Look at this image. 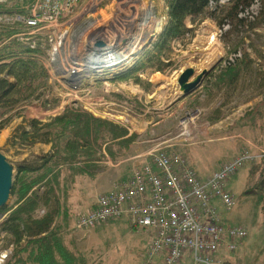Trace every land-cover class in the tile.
I'll return each instance as SVG.
<instances>
[{
    "label": "rangeland",
    "instance_id": "1",
    "mask_svg": "<svg viewBox=\"0 0 264 264\" xmlns=\"http://www.w3.org/2000/svg\"><path fill=\"white\" fill-rule=\"evenodd\" d=\"M94 1L96 0H84L75 12L62 22L63 27L67 29L66 36H69V50L77 51L80 38L89 22L105 17L116 4L115 0H102L100 5L88 12L87 6ZM219 1L216 0L215 5ZM142 3H150L144 9H149L159 24H167V7L164 0H142ZM258 9V1H253L249 7L242 9L239 16L245 18L244 23L238 24L230 32V20L229 24L218 26L211 17L200 22H192L187 18L185 25L191 32L172 42V50L169 53L171 65L162 71H154L152 68L140 71L139 76L145 83L143 85L134 83L132 79L111 80L106 83L98 81L91 88L72 90L66 88L62 82L50 80L47 74L46 84L39 90V93L45 94V98L47 96L46 100L37 97L20 103L8 113V121L4 128L0 129V150L13 165V178L16 163L50 150L49 143L20 141L17 128L23 126L29 130L30 120L47 121L61 114L65 108L110 121H123L129 118V112L135 113L139 115L136 117L135 126L148 124L147 130L142 134L143 138L157 135L156 132L165 128L166 131H172L168 135L169 138L166 137L158 146L159 149L168 153H180L197 175L203 178L211 175L221 162L230 160L247 149L256 157L245 162L226 183L236 200V206L227 210L219 200L215 203L222 224L243 226L248 230V236L234 251L220 247L214 258L229 261L228 264H261L264 258V216L253 183L246 179L251 162L260 153L264 154V58L257 55L259 51L264 56V25L253 30L248 28V22L257 14ZM212 34L216 40L207 47L209 36ZM158 38L159 35L152 46ZM137 45L138 49L142 48V44ZM234 48H237L236 53ZM243 51H247L253 60L252 69L242 75L232 94L225 90L211 98L210 93L216 76L228 62L241 57ZM143 57L144 53L135 64ZM161 59L164 62L169 61L164 56H161ZM204 59L213 60L211 64L218 59L220 61L205 76L199 87L189 94L181 95L176 81L179 73L187 67H192L196 75L202 69L209 68L211 64L203 65ZM135 64L119 73L127 71ZM146 83L150 85L145 86ZM246 112L248 114L245 115ZM186 116L189 118L187 126L184 127L185 124H180V121ZM158 121L159 125L150 127V124ZM83 163H76L80 164L81 171L76 165L74 168L64 165L60 169L59 211L60 217L68 214L64 220V223L67 220L68 224L63 229L66 238L71 239V245L83 251L93 264H142L150 240L154 236L151 228L133 229L123 219L108 220L88 230L75 228L77 214L86 208L83 205L91 199L94 192L101 189L92 186L87 188L82 180V172L88 168L84 167L86 164ZM246 190L248 192L244 193ZM82 193L84 197L77 209L76 200ZM4 216L0 214V223ZM13 248L10 236L0 229V264L8 260ZM189 262L190 255L186 252L181 264Z\"/></svg>",
    "mask_w": 264,
    "mask_h": 264
},
{
    "label": "built area",
    "instance_id": "2",
    "mask_svg": "<svg viewBox=\"0 0 264 264\" xmlns=\"http://www.w3.org/2000/svg\"><path fill=\"white\" fill-rule=\"evenodd\" d=\"M83 1L0 0L12 6L7 12L0 11V25L16 29L3 43L16 40L23 47L37 50L50 80L79 90L91 88L98 81L109 82L134 65L165 26L142 7V0H115L114 8L105 17L89 22L77 51L69 50V36L62 22ZM101 3L102 0L90 3L88 12ZM215 3L210 0L209 8H214ZM141 25V30L135 28ZM137 44L142 48L138 49ZM46 98L44 93L38 97ZM188 118H182L180 124H187ZM159 145L147 151L143 163L134 164L125 181L98 193L93 206L77 214L75 228L88 230L108 220L123 219L133 229L154 231L142 264H180L186 252L190 255L188 264H223L214 254L220 247L234 251L248 236V230L222 224L215 201L219 200L227 210L236 206L227 180L256 156L243 150L203 178L184 156L168 153Z\"/></svg>",
    "mask_w": 264,
    "mask_h": 264
},
{
    "label": "trees",
    "instance_id": "3",
    "mask_svg": "<svg viewBox=\"0 0 264 264\" xmlns=\"http://www.w3.org/2000/svg\"><path fill=\"white\" fill-rule=\"evenodd\" d=\"M164 1L168 22L158 40L144 52L145 57L134 67L115 75L113 80L132 79L134 83L143 85L145 83L139 76L140 71L145 68L162 71L171 65L169 53L172 42L191 32L185 25L187 18L192 22H200L211 17L218 26L229 24L230 20V32L238 24L244 23L245 18L239 16L240 11L253 1H258V12L248 22V28L253 30L264 25V0H227L224 3L217 2L212 9H209L210 0ZM11 8L8 2L0 3V11L7 12ZM15 30L0 25V129L6 125L10 111L20 103L41 95L39 90L45 86L48 76L37 50L23 47L16 40L3 43ZM236 49L233 50L235 53ZM257 55L264 58L259 51ZM161 56L169 61H162ZM252 66L253 60L247 51H243L241 57L228 62L216 76L210 97L225 90L232 94L242 75ZM149 85L146 83L145 86ZM29 127V130L23 126L17 128L20 141L49 143L50 150L15 164L9 200L0 207V214L5 215L0 229L10 236L14 247L4 264H93L83 251L71 245V239H67L63 231L68 224L67 220L64 223L68 214L60 217V169L64 165L72 168L76 165L81 171L80 164L76 163L84 162L86 166H83L88 167L90 163L101 159L103 154L99 150H102L103 145L107 155L111 156L112 147L120 145L125 150L136 136L132 134L125 137V127L69 108L44 122L32 119ZM246 177L253 183L264 216V154L251 162ZM261 264H264V258Z\"/></svg>",
    "mask_w": 264,
    "mask_h": 264
},
{
    "label": "crops",
    "instance_id": "4",
    "mask_svg": "<svg viewBox=\"0 0 264 264\" xmlns=\"http://www.w3.org/2000/svg\"><path fill=\"white\" fill-rule=\"evenodd\" d=\"M128 116L129 118L123 121L111 122H114L119 126H123L127 129V134L125 135V137L135 134L137 135L136 138L129 144L128 148H126L125 150H121L122 147L120 145L112 147V150H110L112 152L111 156L107 155L105 145H103L102 150H99V152L103 154V157L94 161L93 163H90L87 167L88 169H83L82 180L86 183L87 188H90L92 186L101 189L100 191L94 192L91 199H89V201H86V203L83 205L86 208L80 211L91 208L94 203V196H96L98 193L106 192L114 188L117 184L125 181L130 176L134 164H140L143 162L147 154L146 151L150 150L157 144H162L164 142V139H166V137H168V135L172 132L166 131L165 128L160 132H156L157 135L152 134L147 136L146 138H143L142 134L147 130L148 124L146 123L142 127H140L139 125L135 126L134 123L136 121V117H138L139 115L137 116V114L129 112ZM160 121L154 124H150V127H153V125H159ZM151 129L153 130V128ZM152 133L154 132L152 131ZM116 141L117 139L115 140V142ZM83 194L84 193H82L76 200L77 209L80 207V200H83ZM228 262L229 261H224V263Z\"/></svg>",
    "mask_w": 264,
    "mask_h": 264
},
{
    "label": "water",
    "instance_id": "5",
    "mask_svg": "<svg viewBox=\"0 0 264 264\" xmlns=\"http://www.w3.org/2000/svg\"><path fill=\"white\" fill-rule=\"evenodd\" d=\"M97 45H102L98 42ZM218 59L209 68L202 69L198 74L192 67H187L179 73L176 81L181 95H186L200 86L205 76L217 65ZM13 165L7 160L0 150V207L8 202L10 190L13 183Z\"/></svg>",
    "mask_w": 264,
    "mask_h": 264
},
{
    "label": "bare ground",
    "instance_id": "6",
    "mask_svg": "<svg viewBox=\"0 0 264 264\" xmlns=\"http://www.w3.org/2000/svg\"><path fill=\"white\" fill-rule=\"evenodd\" d=\"M142 7H147V5H143ZM159 23V22H158ZM144 27V25H141V26H136L135 28L141 30L142 28ZM213 35V36H212ZM209 36V39H208V46L207 47H210L212 45V43L214 44L215 42V37H214V34H212ZM213 62V60L211 59H204L203 61V65H207V64H211ZM212 65V64H211ZM203 67V66H202ZM174 79V78H173ZM187 124L184 125V127H186Z\"/></svg>",
    "mask_w": 264,
    "mask_h": 264
}]
</instances>
